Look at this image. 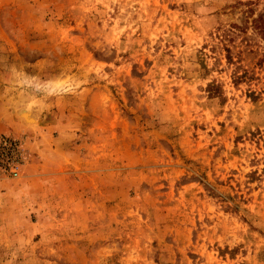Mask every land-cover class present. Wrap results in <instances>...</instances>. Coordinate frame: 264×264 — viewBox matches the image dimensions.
<instances>
[{
  "label": "rangeland",
  "instance_id": "rangeland-1",
  "mask_svg": "<svg viewBox=\"0 0 264 264\" xmlns=\"http://www.w3.org/2000/svg\"><path fill=\"white\" fill-rule=\"evenodd\" d=\"M259 15L0 0V264H264Z\"/></svg>",
  "mask_w": 264,
  "mask_h": 264
},
{
  "label": "built area",
  "instance_id": "built-area-1",
  "mask_svg": "<svg viewBox=\"0 0 264 264\" xmlns=\"http://www.w3.org/2000/svg\"><path fill=\"white\" fill-rule=\"evenodd\" d=\"M13 149H15V146H13L11 142L7 143L6 141H4L0 146V156L2 155V153L9 155V153L15 151ZM13 173L16 175V171H13Z\"/></svg>",
  "mask_w": 264,
  "mask_h": 264
},
{
  "label": "trees",
  "instance_id": "trees-1",
  "mask_svg": "<svg viewBox=\"0 0 264 264\" xmlns=\"http://www.w3.org/2000/svg\"><path fill=\"white\" fill-rule=\"evenodd\" d=\"M258 19L262 20L263 21L262 23L264 24V15H259L258 18L256 20H254V21H257ZM257 28L259 29V31H261L262 33H264V26L261 25V22H260L259 25H257Z\"/></svg>",
  "mask_w": 264,
  "mask_h": 264
},
{
  "label": "bare ground",
  "instance_id": "bare-ground-1",
  "mask_svg": "<svg viewBox=\"0 0 264 264\" xmlns=\"http://www.w3.org/2000/svg\"><path fill=\"white\" fill-rule=\"evenodd\" d=\"M26 117V116H25ZM29 119V118H28ZM32 120V119H31ZM27 121V120H26Z\"/></svg>",
  "mask_w": 264,
  "mask_h": 264
}]
</instances>
